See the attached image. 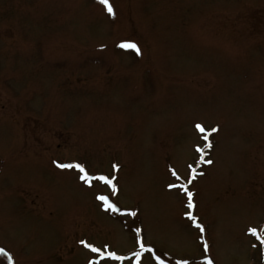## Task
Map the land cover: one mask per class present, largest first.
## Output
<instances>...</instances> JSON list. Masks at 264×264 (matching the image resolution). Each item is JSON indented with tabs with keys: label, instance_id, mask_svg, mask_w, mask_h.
<instances>
[{
	"label": "rangeland",
	"instance_id": "374dc122",
	"mask_svg": "<svg viewBox=\"0 0 264 264\" xmlns=\"http://www.w3.org/2000/svg\"><path fill=\"white\" fill-rule=\"evenodd\" d=\"M110 4L0 0V264H264V0Z\"/></svg>",
	"mask_w": 264,
	"mask_h": 264
},
{
	"label": "snow or ice",
	"instance_id": "6c2138e0",
	"mask_svg": "<svg viewBox=\"0 0 264 264\" xmlns=\"http://www.w3.org/2000/svg\"><path fill=\"white\" fill-rule=\"evenodd\" d=\"M101 3H103V4L106 5L107 11L110 14L113 12V9H112L111 4H110V0H101ZM120 46L122 48L137 49V46L134 43H122ZM196 128L199 131H201V132H204L205 131V129L203 128L202 125L197 124L196 125ZM213 131H215V129H213ZM205 138H207V137H205ZM198 151H199V149H198ZM209 163H210V161H209ZM58 167L68 168V169H72V168L77 169L82 174L80 176V179H82V180H84L86 182H89V184H90L91 178L88 176V174H87V172H86V170H85V168H84L83 165H81L79 163H77V164H71V163H69V164H60V165H58ZM174 175H175V173H174ZM95 179H98L99 181H102L105 184L112 185V180L109 177L99 176V177H96ZM113 191H115V186L114 185H113ZM185 191H187L186 188H185ZM187 195H188L189 201H190L189 202V207H193V205L191 204V196H192V194L190 192H188ZM98 199L101 200L103 203H105L109 209L116 210L115 209V205L109 202L108 197H106V196H99ZM132 215H135V213H132ZM190 218L195 219V217H190ZM197 226L199 227V225H197ZM250 231L253 234L256 233V230L255 229H250ZM81 243H84V242L81 241ZM87 246L90 247L93 252L101 253V249L96 248V247H93L91 245H87ZM141 246L143 247V245H141ZM107 258L116 259V260L122 259V257L117 256L114 252H109ZM185 264H187V262H185ZM209 264H211V261H209Z\"/></svg>",
	"mask_w": 264,
	"mask_h": 264
}]
</instances>
